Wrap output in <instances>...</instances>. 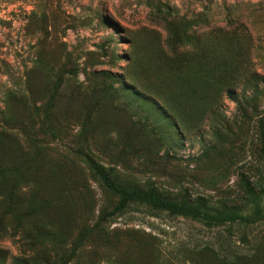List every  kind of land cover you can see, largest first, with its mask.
Wrapping results in <instances>:
<instances>
[{
    "label": "rangeland",
    "instance_id": "374dc122",
    "mask_svg": "<svg viewBox=\"0 0 264 264\" xmlns=\"http://www.w3.org/2000/svg\"><path fill=\"white\" fill-rule=\"evenodd\" d=\"M235 97L236 103L232 97ZM123 187L264 213V0H0V264H264Z\"/></svg>",
    "mask_w": 264,
    "mask_h": 264
},
{
    "label": "trees",
    "instance_id": "16d2710c",
    "mask_svg": "<svg viewBox=\"0 0 264 264\" xmlns=\"http://www.w3.org/2000/svg\"><path fill=\"white\" fill-rule=\"evenodd\" d=\"M233 100L238 103L233 96ZM85 163L99 180L103 187L111 194L118 197L116 206L110 211L103 213L99 217L100 224H105L111 219L123 215L133 203H143L156 209L168 211L174 215H180L187 219L199 222L209 229H217L226 225H239L246 228L264 221V213L257 207L254 216H243L235 210L226 208L217 213H211L203 205H191L187 203L177 204L164 199L153 190H142L139 188L123 187L117 184L111 174L102 168L93 158L84 156ZM24 260L18 258L16 263L23 264Z\"/></svg>",
    "mask_w": 264,
    "mask_h": 264
}]
</instances>
